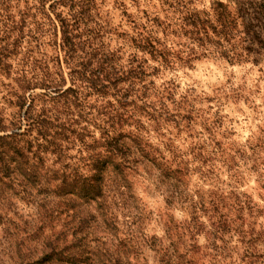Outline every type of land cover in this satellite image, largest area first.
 <instances>
[{
	"label": "trees",
	"instance_id": "1",
	"mask_svg": "<svg viewBox=\"0 0 264 264\" xmlns=\"http://www.w3.org/2000/svg\"><path fill=\"white\" fill-rule=\"evenodd\" d=\"M16 1L0 0V172L24 171L65 197L50 209L64 221L49 226L32 263L148 264L134 229L117 225H127L128 175L143 164L181 187L183 219L151 242L158 264H264L252 220L262 207L237 185H219L226 174L240 182L230 167L242 149L225 148L173 73L202 57L264 61V0H49V41L35 0L30 31ZM104 2L119 10L115 32ZM197 120L184 149L175 130L189 133ZM82 201L95 213L84 205L83 214Z\"/></svg>",
	"mask_w": 264,
	"mask_h": 264
},
{
	"label": "rangeland",
	"instance_id": "2",
	"mask_svg": "<svg viewBox=\"0 0 264 264\" xmlns=\"http://www.w3.org/2000/svg\"><path fill=\"white\" fill-rule=\"evenodd\" d=\"M35 2L46 23L49 41V28L51 32L56 29V25L49 19L51 1ZM16 4L22 17L27 18V30L30 31L32 13L35 11L31 7V0H18ZM99 6V9L105 11L108 27L115 32L113 28L121 19L119 10H114L112 2H104ZM111 36L112 42L118 43L116 33ZM60 37L61 31L58 29V35L52 34L51 40L56 42L58 39L60 42ZM49 49L53 52V48L48 45V55ZM173 73L180 84L179 92L191 95L198 102V107H202L203 111L200 113L218 126L219 137L224 140L225 148L242 149L237 159L238 164L230 167L233 168L230 171L238 173L237 179L240 182L227 178L226 174L222 176L223 182L219 185H237L238 191L248 192L253 201L262 207L261 212H254L252 220L260 231V239H264V61L257 65L233 64L221 58L202 57L195 60L189 68ZM44 92L45 89L41 88L33 91L34 94ZM197 122L196 128L189 131L192 135L183 130H175L176 143L184 149L197 139L200 121ZM115 177L117 174L109 177L108 181ZM201 187L207 188L204 185ZM125 188L129 195L125 210L129 214L125 218L127 225L122 224L123 217L117 225L125 231L131 226L142 245L145 261L148 264H158L151 242L164 241V232L172 225V221L183 219L184 208L178 202V190L181 187L178 189L174 184L166 182L156 169L140 164L137 170L130 171ZM64 200V196L52 191L50 184H37L24 171L0 172V264H33L32 261L45 249V236L49 232V226L55 223L61 225L64 221L60 218L53 222V217L50 216V209L62 207ZM116 201L118 205H123L119 199ZM80 205L83 214H86L84 205H88L93 212L96 208L95 202L86 204L82 201ZM94 235L99 237L103 234L98 230L96 233L92 232V236ZM234 239L236 237L231 241ZM257 241H260L259 238ZM228 247L227 253L229 251L234 259L235 249ZM232 258L230 260L235 262Z\"/></svg>",
	"mask_w": 264,
	"mask_h": 264
}]
</instances>
